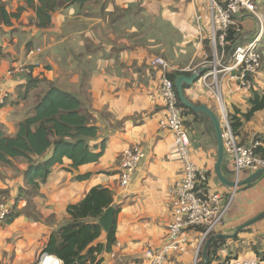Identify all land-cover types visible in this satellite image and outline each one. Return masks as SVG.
I'll return each instance as SVG.
<instances>
[{"label": "crops", "instance_id": "obj_1", "mask_svg": "<svg viewBox=\"0 0 264 264\" xmlns=\"http://www.w3.org/2000/svg\"><path fill=\"white\" fill-rule=\"evenodd\" d=\"M3 1L8 12L15 13L22 6L24 9L11 19L10 25H0V78L9 92L0 107V131L13 136L18 124L32 113L38 97L54 84L77 95L89 108L98 127L90 145L97 152L104 142V149L96 162L71 171L66 169L70 161L64 159L44 182H39L38 190L17 202L27 163L0 165V200L16 202L20 211L12 221L0 225V264H35L49 235L68 220L67 206L80 201L91 187L99 185L112 189V205L119 206L114 221L115 243L109 251L101 253L100 264H148L144 250L158 246L163 240L172 219L168 189L182 175L173 136L158 126L165 115L164 102L158 93L161 71L149 63L161 56L172 68L180 70L197 66L211 55L208 34H202L201 22L198 24L194 18L201 15L196 10V0H85L82 5L75 3L54 11L48 28L37 27L34 9L23 0ZM203 1L202 8L207 11V0ZM207 20L204 23L208 32ZM255 23L253 16H242L240 34L252 35L257 31ZM35 49L40 51L30 53ZM10 70L14 72L8 75ZM26 74L36 82L21 97ZM254 78L253 90H264V69ZM184 92L194 104H204L218 113L216 95L202 82L186 86ZM219 93L228 116L235 110L244 113L249 108L251 92L227 76ZM263 116L264 108L243 123L237 134L244 137L243 143L254 136L248 134L253 129L255 135L264 134ZM202 117L201 122L187 128L191 157L197 166L209 172V188L226 199L233 189L223 185L215 174L217 144L210 142L208 133L204 134L207 122ZM132 145L141 146L145 156L127 188L121 189L118 156ZM221 171L232 180L226 156ZM86 173L89 177L76 178ZM250 174L243 172L240 180ZM262 212L264 174L233 193L219 234L234 233ZM261 220L264 222V218ZM261 220L235 237L225 238V244L217 250V259L211 264H218L227 256L256 259L253 247L264 244ZM189 233L193 240L198 236L195 231ZM105 240L103 230L96 242ZM194 256L191 247L182 254L171 255L166 264H194Z\"/></svg>", "mask_w": 264, "mask_h": 264}, {"label": "built area", "instance_id": "obj_2", "mask_svg": "<svg viewBox=\"0 0 264 264\" xmlns=\"http://www.w3.org/2000/svg\"><path fill=\"white\" fill-rule=\"evenodd\" d=\"M263 0H207L208 40L211 55L197 66H187L182 72H196L200 68H208L201 76L202 84L217 97L222 128V140L226 159L230 162L232 181L239 182L243 172L253 173L264 166V160L255 154L259 145L252 138L248 143L240 142L238 135L232 129L228 113L220 98L219 88L225 76L242 88H251L250 77L255 76L261 68L260 42L263 38L264 20L257 10V2ZM250 15L257 20V31L252 35L240 34L239 19ZM199 24L201 15H196ZM237 33L232 44L227 43L226 34L229 29ZM229 48L225 50V46ZM39 49L30 51L37 53ZM150 66L161 71L159 97L164 102L165 115L159 120L158 126L162 131L170 132L178 160L182 167V175L168 189L169 207L172 219L161 243L144 250L148 264H166L169 257L182 254L189 248L195 251L194 264L203 243L213 234L220 232L228 214L231 198L223 200L222 195L209 188V175L204 167L197 166L191 157L190 138L181 118V108L178 106L175 88L167 73L177 69L172 68L160 56L153 58ZM20 71H27L20 68ZM14 70L7 72L12 74ZM9 92L4 88L0 78V107L5 103ZM145 152L139 145L123 149L119 156V187L126 189ZM233 193L236 188H232ZM233 196V194H231ZM11 204L0 200V225L10 214ZM190 231L197 233L198 242L191 239ZM47 255H42L39 263ZM57 259V258H56ZM223 264H264L257 257L245 260L225 257ZM38 263V264H39Z\"/></svg>", "mask_w": 264, "mask_h": 264}, {"label": "trees", "instance_id": "obj_3", "mask_svg": "<svg viewBox=\"0 0 264 264\" xmlns=\"http://www.w3.org/2000/svg\"><path fill=\"white\" fill-rule=\"evenodd\" d=\"M23 1L34 9L37 27L48 28L54 11L75 3L82 5L85 0H37L36 4L34 0ZM23 9L22 6L15 13L8 12L5 2L0 0V25H10L11 19L18 17ZM236 37V31L231 28L227 31L225 41L232 44ZM228 48L229 45H226L225 50ZM182 73L190 72L175 70L167 73V77L174 85L175 78ZM254 77L256 74L250 77L249 90L252 94L248 99L249 108L244 113L235 110L229 116L236 135L245 121L264 108V90L261 88L253 90ZM35 82L36 80L26 74V85L20 96L24 97ZM175 93L184 126L201 122L202 116L207 118L182 105L176 90ZM97 133L95 118L89 108L82 104L80 98L50 84L38 97L32 113L18 124L13 136H7L0 131V165L13 166L16 161L27 163L23 171L24 185L18 189L16 202L21 197L29 196L38 190L39 182H44L55 166L63 164L64 159L70 161L69 167L66 168L70 171L81 165L96 162L104 149V142L97 152L94 146L90 145V141L97 136ZM255 139L259 141L255 154L264 160V134H256ZM89 175L88 173L77 175L76 178L82 180ZM16 202L11 204L10 214L4 222H10L19 215ZM112 202V189L99 185L91 187L80 201L69 204L66 209L69 218L49 235L41 251L42 255L47 256L39 264H60V262L61 264H100L101 253L109 251L115 243V226L113 225L112 229L106 232L105 242H96L103 231L97 223V218L112 205ZM114 207L117 213L119 206ZM214 234L216 233L211 236ZM225 241V238H215L211 241L207 248L208 264L217 259V250L225 244ZM201 248L198 258L201 259L200 264H203ZM253 248L256 257L263 261L264 244L262 247ZM219 264L223 262L220 261Z\"/></svg>", "mask_w": 264, "mask_h": 264}, {"label": "water", "instance_id": "obj_4", "mask_svg": "<svg viewBox=\"0 0 264 264\" xmlns=\"http://www.w3.org/2000/svg\"><path fill=\"white\" fill-rule=\"evenodd\" d=\"M207 70H208V68H200L196 72H192L191 74L182 73V74L178 75L174 81L175 90L177 92L178 98L180 99V102L182 103V105H184L185 107H187L188 109H190L194 112H199V113L205 115L211 121L212 126H213V130L215 133L216 144H217V160H216V164H215V174H216L217 178L219 179V181L223 185L237 189L240 186H243L247 183L253 182L255 179H257L262 174H264V166L262 168H260L259 170L250 174L249 177L246 178L245 180H243V181L240 180L239 182H234L232 180H229L223 175V173L221 171V166L223 164L225 152H224V147H223L222 128H221V124H220V119L218 118L217 114L213 110H211L209 107H207L206 105L194 104L191 100H189L187 98V96L185 95V92H184L185 86L192 85ZM115 213H116L115 207L113 205H110L97 218V223L102 227V229L105 232H109L112 229V227L114 225V221H115V215H116ZM263 218H264V212L256 215L254 218H252V219L246 221L245 223H243L242 225H240L232 234H221V233L219 234V233H217V234L210 236L206 240V242L203 246V249H202L203 264H208L207 248L213 239H215V238H232V237L236 236L240 230L246 228L249 225L254 224L255 222H257Z\"/></svg>", "mask_w": 264, "mask_h": 264}, {"label": "rangeland", "instance_id": "obj_5", "mask_svg": "<svg viewBox=\"0 0 264 264\" xmlns=\"http://www.w3.org/2000/svg\"><path fill=\"white\" fill-rule=\"evenodd\" d=\"M257 10H258V12L260 13V14H262V17H263V20H264V2L262 1H258L257 3ZM202 6H204V1L202 0V5L200 4V0H196V10L198 11V13L199 14H201L202 16H203V20L201 21V27H202V34L204 35V36H206L207 35V31H206V26H205V23L204 22H206V20H207V11H206V9H204V8H202ZM255 20H256V18H255ZM208 21V20H207ZM256 22H257V20H256ZM196 25V27H197V24H195ZM255 25L257 26V23H255ZM257 28V27H256ZM197 36H199V32H198V28H197ZM261 44L263 45V47H264V40H261V42H260V52H261V68H260V70L258 71V73H256V75H258L259 74V72H262L263 71V69H264V53H263V51H262V49H263V47H262V49H261ZM191 51H193V49H191ZM161 57V56H160ZM162 59H164L163 57H161ZM262 58H263V63H262ZM201 59V58H200ZM199 59V60H200ZM165 60V59H164ZM167 63H168V61L167 60H165ZM197 81L198 82H201V77L199 78V79H197ZM197 81H195L194 83H196ZM222 84H223V82H222ZM221 84V85H222ZM224 86H225V84L223 85V91H224ZM248 91H250L249 89H248ZM251 92V91H250ZM252 94V93H251ZM232 98V97H231ZM224 99H225V97H224ZM249 104V103H248ZM232 107V109H233V106H231ZM226 108H229V107H226ZM227 111V110H226ZM229 111V110H228ZM219 113V114H218ZM218 113H217V116L219 115L220 116V112H219V109H218ZM220 118V117H219ZM263 118H264V116H263ZM202 119L203 120H205L206 122H207V125H206V127H203L204 128V130L205 131H207V132H204V134L205 133H208V135H209V139H210V142L212 143V144H214L215 143V146H216V142H215V134H214V131H213V128H212V126H211V123L208 121V119L207 118H205V117H202ZM257 124H255V126H256ZM185 127V129H186V131L188 130L187 128V126H184ZM249 131V130H248ZM249 136L251 137V136H253L252 138H254L255 137V130L253 129L252 131H249ZM240 136V135H239ZM238 136V138H239V140H240V142H242L241 141V139L242 138H244L242 135L239 137ZM189 138H190V136H189ZM251 138V139H252ZM251 139H250V141H251ZM243 143V142H242ZM141 147V146H140ZM189 149H190V151L192 150V145H191V139H190V147H189ZM208 172V171H207ZM208 175H209V172H208ZM239 188V187H238ZM236 191V190H235ZM234 191V192H235ZM218 192V191H217ZM233 192V191H232ZM220 193V192H219ZM221 194V193H220ZM233 194V193H232ZM222 195V194H221ZM222 197H223V200H224V196L222 195ZM227 199L225 200V201H227L229 198H231V203H230V207H231V204H232V201H233V196H231V194L230 193H228V195H227V197H226ZM1 201H6L7 202V200H1ZM229 210H230V208H229ZM229 212V211H228ZM260 221V220H259ZM262 221V220H261ZM258 222V221H257ZM260 224H264V222L262 221V223H260ZM261 235L262 236H264V232H262L261 233ZM195 242H198V237L197 238H195ZM260 247V246H259ZM258 247V248H259ZM227 248V247H226ZM202 249H203V247L201 248V253H202ZM200 254V253H199ZM202 258H203V256H202ZM42 258H41V256H39V258H38V260H37V262L35 263V264H38L39 263V261L41 260ZM200 257L198 258V256H197V261H196V264H200ZM219 264V263H218Z\"/></svg>", "mask_w": 264, "mask_h": 264}, {"label": "clouds", "instance_id": "obj_6", "mask_svg": "<svg viewBox=\"0 0 264 264\" xmlns=\"http://www.w3.org/2000/svg\"><path fill=\"white\" fill-rule=\"evenodd\" d=\"M42 256V255H41Z\"/></svg>", "mask_w": 264, "mask_h": 264}]
</instances>
